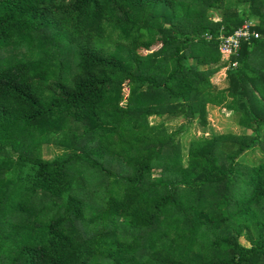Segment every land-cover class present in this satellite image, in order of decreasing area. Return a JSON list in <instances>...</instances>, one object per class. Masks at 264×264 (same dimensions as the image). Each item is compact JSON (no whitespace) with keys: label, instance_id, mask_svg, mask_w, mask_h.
Segmentation results:
<instances>
[{"label":"trees","instance_id":"obj_1","mask_svg":"<svg viewBox=\"0 0 264 264\" xmlns=\"http://www.w3.org/2000/svg\"><path fill=\"white\" fill-rule=\"evenodd\" d=\"M0 264H264V0H0Z\"/></svg>","mask_w":264,"mask_h":264},{"label":"rangeland","instance_id":"obj_2","mask_svg":"<svg viewBox=\"0 0 264 264\" xmlns=\"http://www.w3.org/2000/svg\"><path fill=\"white\" fill-rule=\"evenodd\" d=\"M157 45H152L149 47L151 50L155 49ZM149 49V50H150ZM141 52L145 53L148 50L146 49H140ZM221 75H212L211 80L214 84H216L219 87H223L227 85V81L222 77ZM206 125L204 126L205 128L202 129L201 125L198 124V120L194 119L193 123L188 124V131L187 135H178V138L180 137V145L181 148L183 149V152L187 151L188 143H189V136H199L203 134L205 130L207 132H213L215 134H224V133H232L236 135H243L246 133V129H244L242 126L238 125L234 115L225 113L224 111L221 110L220 107L214 106V105H207L206 106ZM152 121H157L156 118L151 117ZM182 118L178 117L177 119H174L169 122V128L170 129H175L181 122ZM207 134V133H205ZM188 137V138H187ZM187 138V139H186ZM52 154V150L48 151L46 148H44L43 155L45 157H49ZM257 154H259L257 151L253 153V155L256 157ZM186 157V156H185ZM240 160H242L245 163H249V158L248 155H241ZM123 234V233H122ZM124 235V234H123ZM242 242H245L243 238H241Z\"/></svg>","mask_w":264,"mask_h":264},{"label":"built area","instance_id":"obj_3","mask_svg":"<svg viewBox=\"0 0 264 264\" xmlns=\"http://www.w3.org/2000/svg\"><path fill=\"white\" fill-rule=\"evenodd\" d=\"M250 25V21H245L232 33L226 36H221L218 43L219 51L226 55L235 53L241 45L242 40L248 38V36L253 34V31L250 29ZM255 35L257 34L255 33ZM207 37L209 38V36ZM232 64L235 65L236 62H232ZM225 69L226 66L220 70L219 75H221L222 73V75L225 76Z\"/></svg>","mask_w":264,"mask_h":264},{"label":"crops","instance_id":"obj_4","mask_svg":"<svg viewBox=\"0 0 264 264\" xmlns=\"http://www.w3.org/2000/svg\"><path fill=\"white\" fill-rule=\"evenodd\" d=\"M218 50H219V48H218Z\"/></svg>","mask_w":264,"mask_h":264}]
</instances>
